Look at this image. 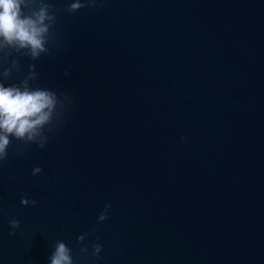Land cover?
Masks as SVG:
<instances>
[{
	"label": "water",
	"instance_id": "obj_1",
	"mask_svg": "<svg viewBox=\"0 0 264 264\" xmlns=\"http://www.w3.org/2000/svg\"><path fill=\"white\" fill-rule=\"evenodd\" d=\"M71 2L28 0L39 57L0 49L57 95L0 161V264H264V0Z\"/></svg>",
	"mask_w": 264,
	"mask_h": 264
},
{
	"label": "clouds",
	"instance_id": "obj_2",
	"mask_svg": "<svg viewBox=\"0 0 264 264\" xmlns=\"http://www.w3.org/2000/svg\"><path fill=\"white\" fill-rule=\"evenodd\" d=\"M27 4L28 0H0V49L6 46H13L17 50L25 49L35 59L47 51L45 44L50 27L48 21L54 20V17L49 14L46 6L27 15L24 12ZM83 6L85 5L81 0H72L68 7L70 11L75 12ZM10 71V68H5L2 75L7 77ZM67 74L65 72V75ZM30 75L35 76L36 73ZM22 85H6L0 79V161L8 156L11 137L35 141L44 127L52 121L56 109L57 95L54 91L30 88L27 80L23 81ZM44 145L43 142L39 144L40 147ZM41 171L42 169L37 166L33 168V175ZM21 202L28 203L23 199ZM32 203L35 204L36 201L32 200ZM107 207L110 208L111 204ZM99 219L105 220L106 215L101 213ZM19 224V220L10 221L12 227L10 235L15 234ZM93 247L98 255L102 246L97 243ZM70 252L63 242L58 243L51 257V264H73Z\"/></svg>",
	"mask_w": 264,
	"mask_h": 264
}]
</instances>
